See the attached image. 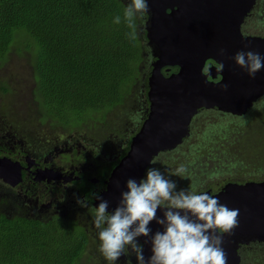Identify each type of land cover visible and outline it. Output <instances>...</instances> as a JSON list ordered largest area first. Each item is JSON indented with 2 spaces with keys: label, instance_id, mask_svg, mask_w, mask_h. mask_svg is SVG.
<instances>
[{
  "label": "trees",
  "instance_id": "trees-1",
  "mask_svg": "<svg viewBox=\"0 0 264 264\" xmlns=\"http://www.w3.org/2000/svg\"><path fill=\"white\" fill-rule=\"evenodd\" d=\"M127 4L126 0H0V93L6 95L13 92L11 84L2 79V74L11 66L10 59L16 54L18 58H26L27 64L32 66L33 74L28 83L30 81L34 95L43 101L46 110L53 109L52 112L58 114L62 106L71 110L86 101L96 107L108 108L109 113L121 105L124 97H129L135 88L130 91L133 83L139 81L141 85L146 84L141 80L145 69L138 71L137 65L140 66L143 61L153 62L152 57L141 56L144 42L143 36L139 35L138 19L135 38L128 36L130 29L123 21V10ZM256 9L255 14H264V0L257 1ZM115 15L121 16L120 24L112 22ZM171 69V72L177 70ZM123 75L127 76L126 81L131 87L120 86L117 78L119 80ZM140 93L145 95L146 87L140 89ZM257 102L244 116L213 108L209 112H214L217 120L206 126L208 131L203 133L198 124L202 123L206 112L201 109L202 112L192 118L189 135L182 144L176 150L154 158L149 167L158 168L169 179L172 177L177 190L186 186L197 192L216 190L228 182H244V177H248L250 172L245 169L249 164L244 162L243 154L238 155L231 146L217 143L221 138L236 136L229 143L232 146L240 143L247 157L251 160L257 158L250 145L262 148L263 144L254 141L251 144L249 140V134L255 132L254 120L249 113L259 105ZM209 130L214 131L216 136L222 134L209 141L219 150L212 158L217 164L207 173V181L215 182L201 180V157L194 156L193 151L185 156L187 162L182 160L193 168L185 173L187 178L170 175L172 172L169 171L174 167L172 164L180 160L175 157L180 149L198 136L199 142L189 145L198 153L205 145L204 137L209 136ZM233 167L241 175L232 174ZM221 173L228 176L219 179ZM237 177H243L242 181ZM18 230L19 226L0 222V264H86L89 261L87 235L76 226L47 224L19 230L21 232ZM252 253L257 254L259 264H264V248L260 247L253 250L245 248L243 252L238 249L240 264H250Z\"/></svg>",
  "mask_w": 264,
  "mask_h": 264
},
{
  "label": "water",
  "instance_id": "water-1",
  "mask_svg": "<svg viewBox=\"0 0 264 264\" xmlns=\"http://www.w3.org/2000/svg\"><path fill=\"white\" fill-rule=\"evenodd\" d=\"M255 3L256 0H148L145 31L157 52L148 79L150 106L127 155L100 195L110 206L117 204L128 178L139 180L154 158L182 143L198 110L217 108L242 116L264 96V68L249 78L231 59L237 51L264 55V38L244 37L241 33ZM220 49L223 55L218 54ZM207 61L214 66L204 72ZM166 67H177L178 71L166 77L161 70ZM214 196L237 210L236 224L220 236L226 264H240L237 247H231L232 237L264 236V182L228 184ZM160 215L158 209L157 216ZM149 227L153 232L161 230L155 221Z\"/></svg>",
  "mask_w": 264,
  "mask_h": 264
},
{
  "label": "flooded vegetation",
  "instance_id": "flooded-vegetation-1",
  "mask_svg": "<svg viewBox=\"0 0 264 264\" xmlns=\"http://www.w3.org/2000/svg\"><path fill=\"white\" fill-rule=\"evenodd\" d=\"M257 1L241 26L244 37L251 36L250 32H245L243 28L254 17ZM126 2L129 3V0ZM147 21L148 15L138 18L141 30L139 35L143 36L144 42L141 46V56L152 57L154 62L153 56L157 55V52L147 38L145 31ZM146 62L148 61L141 63L140 70H143L142 65ZM153 62L149 61L148 69H145L144 74L142 73L141 80L146 81V84L141 85V89L146 87V93L145 95L140 93L137 97L140 104L137 106L138 112L135 113L137 117L133 120L135 126L130 123V129L125 130V122L123 131L114 128L108 130L107 140L98 146V150L96 146H90L89 139L82 143L77 132L71 128L73 132L64 129L67 124L60 117V113L52 112L53 109L46 110L43 101L34 95L33 90L29 95L31 101L24 106L26 111L18 112L13 108L10 113L0 115L1 223L13 227L19 226V230L22 231L47 224L57 226L66 223L86 233L87 247L98 246V230L92 222L95 206L98 204L96 197L107 190L114 169L127 155L133 138L140 131L147 117L150 106L147 98L148 79ZM211 65L214 66L211 61H207L203 71L206 72ZM173 68L177 70L171 72V68H162V74L167 77L171 73H176L178 68ZM133 85L137 87V84ZM125 118L128 119L129 115ZM42 125L47 126L48 129L43 131ZM112 132L117 135L114 140H111ZM248 182L262 183L264 178L250 180L248 177L240 184ZM228 184L233 183L228 182L216 190L208 191L210 195H215ZM77 198L83 199L86 207L77 204ZM112 209L113 206L109 205L108 210ZM19 230L17 232H21ZM253 236L257 238L251 235L241 239L232 237L231 247L233 249L235 247L245 249L249 246L250 249L264 248V236ZM139 240L144 244V255L147 257L149 245L144 237H140ZM241 241L246 243H240ZM117 263L125 264V257L121 256ZM133 264H135L134 259Z\"/></svg>",
  "mask_w": 264,
  "mask_h": 264
},
{
  "label": "clouds",
  "instance_id": "clouds-1",
  "mask_svg": "<svg viewBox=\"0 0 264 264\" xmlns=\"http://www.w3.org/2000/svg\"><path fill=\"white\" fill-rule=\"evenodd\" d=\"M148 12V0H129L123 10L129 38H135L137 19ZM121 19L115 15L112 22L120 24ZM223 52L220 49L218 54ZM231 59L249 78L264 68V55L259 52L237 51ZM219 68L223 69L222 63ZM186 171L181 164L170 175L186 178ZM167 177L158 168L148 167L139 180L128 178L111 211L108 200L96 197L99 203L92 222L107 264H117L121 256L125 264H133V259L135 264H226L220 233L234 227L237 210L207 191L177 190L176 182ZM76 202L86 207L83 199L77 198ZM152 221L161 230L153 232L149 227ZM140 237L149 245L147 257Z\"/></svg>",
  "mask_w": 264,
  "mask_h": 264
},
{
  "label": "rangeland",
  "instance_id": "rangeland-1",
  "mask_svg": "<svg viewBox=\"0 0 264 264\" xmlns=\"http://www.w3.org/2000/svg\"><path fill=\"white\" fill-rule=\"evenodd\" d=\"M243 30L245 32H251L249 34L252 37L264 38V14L262 15L254 14V17H252L248 21V24L244 26ZM9 63L11 66H9L8 70L2 74V79L7 80L5 83L11 84V90L13 92L11 94L8 93L6 95H2L0 93V115H5V114L10 113L11 111H13V108H14V111L24 112L26 111V108L24 107L25 104L31 101L29 95L32 92V89H31L32 86H30L32 84H30V81L28 83V80L30 79L31 74H33L32 66L27 64L26 58L24 57L18 58L16 54L10 59ZM145 65H146V68H145ZM148 67H149V64L147 65L144 63L142 65V69H148ZM137 70L138 71L140 70L138 65H137ZM86 76H88V74ZM126 78L127 76L123 75V76H120L119 80L117 78V81L121 87H124V85H126V88H129L131 87V84L128 81H126ZM133 84H132L130 91L133 88ZM136 84H137V87L133 88V91L131 92L130 96L129 97L128 95L125 96L124 101L120 103L121 105L111 109L109 113H107L109 111L108 108L96 107L93 104H88L86 101H82L81 103H79V106L77 108L75 107L71 110L62 106L59 112L60 117L67 124V127H68L64 129L69 130V131H71L72 129L73 131L77 132L82 143L86 139H89L88 142L90 146L91 147L96 146V149L98 150V146H100L101 143L106 142L107 140L106 136L108 135V130L117 129L119 131H123L125 128V122H126L125 130L130 129L131 127L130 123H132L133 127L135 126V122L133 120L137 117L135 113L138 112L139 108L137 106L140 104V101L137 100V95H140V89H141L140 82L138 81ZM2 96H5L6 99L3 98ZM257 103H259V105H256L257 107L254 109V111L252 112L250 111L251 113H249V115L251 116V119L254 120L253 128L255 130V132H252L249 134V137H250L249 140L251 141V144L253 143V141L259 144H263L262 148L250 145L251 151L255 154L257 158L251 160L249 157H247L246 151L245 149L241 148L240 143L237 146L235 145L232 146L229 143L231 142L230 140L232 139L235 140L236 136L230 139L221 138L219 139V143H217V144H225V145H228L229 147L231 146V148H233L234 150L233 152L235 153V151H237L238 155L243 154L244 162L249 164V166L245 169H247L250 172V175L248 176L250 180L264 178V99L259 100ZM200 110H198L194 116H196L197 114H200L202 112ZM202 110L206 113L204 114L205 117L203 118L202 123L198 124V126L199 128H202L201 132L203 133L205 131H208V129L205 130L206 126L211 125L217 119H216V116L214 115V112H209L210 110H213V108H203ZM126 115H129L128 119L125 118ZM36 126H38L37 123H36ZM41 128L43 129V131L44 130L46 131L48 129V127L45 125H42ZM209 131H210L208 133L209 136L207 135V137H204V140H206L205 145H203L200 148L198 153L193 148H190L189 146V145L197 144V142H199L198 136H194L192 140L190 141V144H186L180 149V153L175 155V157H179L180 160L172 164V166L174 167L169 172L173 173L175 169L181 164L184 165L185 168L187 169L186 173L192 170L193 169L192 166L185 163L187 162L185 159V156L189 154L190 151H193L194 156L201 157L200 163H201V166L203 167L201 180L202 181L206 180V182H210V181L215 182V180L207 181V173L210 172V168H213L217 164V161H213L212 158L219 153V150L215 149V144L211 145L209 141L211 140V138L215 139V137L221 136L222 134H218L216 136L214 134V131L212 130H209ZM199 134L200 132L197 135ZM116 138H117L116 133L112 132L111 140H114ZM181 144L177 145L176 147L172 148V150H169V151L176 150ZM261 150H263L262 154H261ZM169 151L161 152L158 156H160L161 154H164L165 152H169ZM182 160H184L185 162H183ZM232 161H233V158H232ZM231 173L237 176L241 175V172L234 167L233 169H231ZM165 175L167 176L166 173ZM224 176H228V175L221 173L218 175V178L220 179V178H223ZM248 177H244L245 181L247 180ZM242 178L243 177H237L236 179H239L242 181ZM170 179L174 180L172 177ZM188 183L192 184V182H188ZM232 183L233 185H237V186L242 185V184H237L235 181H233ZM181 188L183 187H180V189ZM185 188L188 189L187 186ZM252 237L257 238L256 236H252ZM250 247L251 246H249V248ZM241 250H244V249L241 248ZM87 254H88L89 261L86 264H107L102 254L100 253L98 246L96 247L93 246L91 248L89 245L87 249ZM258 261L259 260L257 259V254L252 253L249 259V263L259 264Z\"/></svg>",
  "mask_w": 264,
  "mask_h": 264
}]
</instances>
